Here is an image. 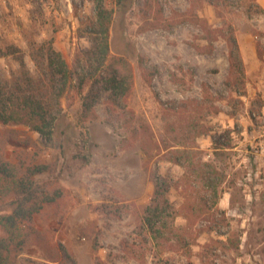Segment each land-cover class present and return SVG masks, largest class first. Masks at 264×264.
Here are the masks:
<instances>
[{
  "label": "rangeland",
  "instance_id": "rangeland-1",
  "mask_svg": "<svg viewBox=\"0 0 264 264\" xmlns=\"http://www.w3.org/2000/svg\"><path fill=\"white\" fill-rule=\"evenodd\" d=\"M105 4L109 51L132 67L125 96L85 54L92 0H0V89H32L50 131L0 124L19 130L2 152L11 173L40 165L35 182L60 193L30 221L0 223V264H264V0ZM157 185L172 207L150 233ZM12 187L1 174L0 216Z\"/></svg>",
  "mask_w": 264,
  "mask_h": 264
},
{
  "label": "trees",
  "instance_id": "trees-1",
  "mask_svg": "<svg viewBox=\"0 0 264 264\" xmlns=\"http://www.w3.org/2000/svg\"><path fill=\"white\" fill-rule=\"evenodd\" d=\"M95 10V17L92 23L91 30V48L85 52L88 55H99V66L102 67L103 88L111 92V96L127 95L132 84V67L127 59L123 56L112 55L109 51V28L112 19V11L107 8L105 0H92ZM230 61L236 60L241 64L239 50L234 38L230 41L229 51ZM48 66L56 74H60L62 79L66 80L68 75V65L60 52L49 49ZM95 84L98 83V78L94 77ZM82 89V88H81ZM32 89L26 90L18 85L15 92H11L10 96L6 95L4 90L0 89V124L25 126L28 129L41 134L46 133L45 128L48 127L46 109L40 98L31 92ZM16 93V94H14ZM89 93L83 98V111L90 108L88 103ZM18 129L8 127L4 134L0 135V175L4 174V178L12 184V192L15 195L12 201V211L0 216V223L4 226L14 225L18 221H30L33 215L41 208L43 201H50L58 196L59 190L54 189L52 192H47L43 185L35 182L34 176L40 172V165H34L29 168L24 174L18 175V172L11 173L10 163L4 157L2 148L6 140L12 137H17ZM10 180V181H9ZM154 199L150 205L146 207L144 222L147 225L150 233H154L156 229V220L163 212L172 207L168 197L164 195V190H161L157 185L154 191ZM154 236V237H153ZM151 238H157L152 235ZM66 257L71 258V254L64 250Z\"/></svg>",
  "mask_w": 264,
  "mask_h": 264
},
{
  "label": "built area",
  "instance_id": "built-area-1",
  "mask_svg": "<svg viewBox=\"0 0 264 264\" xmlns=\"http://www.w3.org/2000/svg\"><path fill=\"white\" fill-rule=\"evenodd\" d=\"M262 144H264V143H262Z\"/></svg>",
  "mask_w": 264,
  "mask_h": 264
}]
</instances>
